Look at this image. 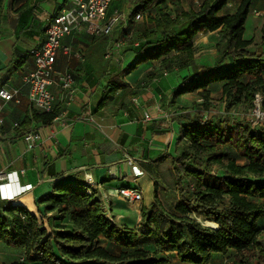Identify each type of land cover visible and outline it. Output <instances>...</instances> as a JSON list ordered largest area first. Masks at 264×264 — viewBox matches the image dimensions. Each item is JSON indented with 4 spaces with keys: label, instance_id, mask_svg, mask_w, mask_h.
Wrapping results in <instances>:
<instances>
[{
    "label": "crops",
    "instance_id": "obj_1",
    "mask_svg": "<svg viewBox=\"0 0 264 264\" xmlns=\"http://www.w3.org/2000/svg\"><path fill=\"white\" fill-rule=\"evenodd\" d=\"M203 1L167 0L137 20L129 19V0H113L108 19L123 15L125 20L114 26L107 42L104 35L94 37L84 30L74 31L62 40L55 67L57 73L73 75L74 100L67 103L55 76L56 84L50 91L56 97L59 117L50 125L32 122L24 130L22 123L36 110L24 81L35 67L33 52L44 43L50 20L72 9L73 4L71 0H0V89L14 93L1 113L0 174L5 179L0 180V215L10 205H17L39 216V198L49 194L56 184L86 185L88 175L94 182L89 188L97 191L106 217L138 230L143 207L155 201V184L160 185L161 172L170 163L173 166L181 152L179 133L184 116L194 110L195 102H202L201 91L174 98L194 74L192 67L167 71L159 61L139 63L154 40L149 38L154 30L150 18L157 17L159 9L171 15L181 10L196 11ZM242 1L231 0L224 14L235 13ZM263 23L264 0H252L245 38L254 40L258 54L264 53ZM219 40L218 31L197 36V66L214 67L219 58ZM217 95L221 99V93ZM30 133L40 136L31 148L25 141ZM172 170L174 173V167ZM27 186L32 189L27 190ZM121 188L138 189L142 201L123 200L116 194ZM160 197L158 186L157 199ZM105 243L101 239L100 246L110 249ZM154 243L153 238H141L144 249L153 250ZM236 255L234 251L213 254L209 264H228ZM24 256V250L0 242V264L21 262ZM158 258L160 264H192L182 262L176 252H159Z\"/></svg>",
    "mask_w": 264,
    "mask_h": 264
},
{
    "label": "trees",
    "instance_id": "obj_2",
    "mask_svg": "<svg viewBox=\"0 0 264 264\" xmlns=\"http://www.w3.org/2000/svg\"><path fill=\"white\" fill-rule=\"evenodd\" d=\"M129 1L132 19L150 14L167 0ZM230 1L204 0L196 11L174 15L159 9L158 16L150 18L154 30L149 38L154 40L139 63L159 61L167 71L190 66L194 74L174 98L201 91L202 102H195L194 110L184 116L179 133L183 149L173 160L179 195L174 214L158 207L157 183L155 201L143 207L138 230L107 218L97 191L87 185L56 184L37 200L39 216L17 205L0 215V242L25 251L23 261L11 264H160L159 252H176L186 263L209 264L213 254L230 251L237 254L231 264H255L245 253L252 248L263 252L258 223L264 217V128L246 121L233 126L203 120L202 114L211 110L215 93H221L226 112L255 109L257 97L264 111V53L258 54L254 40L245 38L252 0H243L235 13L224 14ZM217 31L216 64L197 66V36ZM261 36L264 43V23ZM102 37L107 42L111 34ZM58 117V110H32L23 129L32 122L50 125ZM142 237L155 240L153 250L142 248ZM101 239L120 251L100 246Z\"/></svg>",
    "mask_w": 264,
    "mask_h": 264
},
{
    "label": "built area",
    "instance_id": "obj_3",
    "mask_svg": "<svg viewBox=\"0 0 264 264\" xmlns=\"http://www.w3.org/2000/svg\"><path fill=\"white\" fill-rule=\"evenodd\" d=\"M71 2L73 4L72 9L64 10L50 20L46 28L44 43L38 50L33 52L35 67L24 79L26 86L29 88V100L34 109L40 112L49 113L55 110L56 97L50 91V87L56 84L55 76L58 79L60 88L66 94L68 104L74 100L76 95L73 75L68 72L57 73L55 67L63 38L79 30H84L90 36L110 35L114 26L120 20H125L123 15H116L108 19V11L113 0H71ZM136 19H141V15H138ZM117 47H119V44ZM65 51H68V49H65ZM13 98V92L5 88L0 89V125L3 123L1 113L4 106ZM256 101L259 102L258 99ZM258 111L255 112L257 122L263 117L260 110ZM149 118L150 116L146 115V119ZM39 140L40 136L36 133L25 136V141L30 148ZM4 179L3 174H0V180ZM86 185L88 187L94 185L92 178L88 175L86 176ZM26 189L31 190L32 186H27ZM116 194L129 203H140L143 199V194L138 189L121 188L116 191Z\"/></svg>",
    "mask_w": 264,
    "mask_h": 264
},
{
    "label": "rangeland",
    "instance_id": "obj_4",
    "mask_svg": "<svg viewBox=\"0 0 264 264\" xmlns=\"http://www.w3.org/2000/svg\"><path fill=\"white\" fill-rule=\"evenodd\" d=\"M213 98L214 100L211 110L202 113L204 115V116L202 115L203 120L212 118L216 121H226L227 124L233 126L238 121H246V122H250L253 125V127L259 126L258 127L259 129L264 128V111H262L261 109V102H262L261 97H257L259 102L256 101L255 105L257 106V108L255 109H249L246 106V107L234 108L230 112L225 111V106L220 102L219 95H217V93L213 95ZM258 110H260L263 116L262 119L259 120V122H257L258 120L256 118V113L259 112ZM182 149H183V143L180 150L181 152ZM239 163L242 164L243 162L240 161ZM169 166H170L169 168H165L164 171L161 172L160 185H157V187L159 186L161 189V197L160 200L158 201L159 202L158 207L161 210L165 211L166 213L174 214L175 206L179 202V195L177 193L178 190L176 189L175 186L176 177H174L175 175L172 170L173 168L172 163H170ZM218 172L221 174L223 173L221 170H218ZM134 187L135 184L133 185L132 188ZM261 203L264 205V201H261ZM193 217H195V215H193ZM46 218L49 217L47 216ZM198 220L202 221L201 219ZM202 222L204 224L208 222L207 225L209 226L210 223L209 221H202ZM258 226L261 228L260 244L263 252H261L260 249L252 248L247 253H245V256L250 257L253 263L255 264H264V217L259 221ZM105 245L110 247L111 251H113L114 253H118L120 251V249L112 248L111 246H109L110 245L109 243H105ZM228 264H231V262Z\"/></svg>",
    "mask_w": 264,
    "mask_h": 264
},
{
    "label": "bare ground",
    "instance_id": "obj_5",
    "mask_svg": "<svg viewBox=\"0 0 264 264\" xmlns=\"http://www.w3.org/2000/svg\"><path fill=\"white\" fill-rule=\"evenodd\" d=\"M209 226H212L213 228H217L218 227V225L216 223H213V222H210Z\"/></svg>",
    "mask_w": 264,
    "mask_h": 264
},
{
    "label": "water",
    "instance_id": "obj_6",
    "mask_svg": "<svg viewBox=\"0 0 264 264\" xmlns=\"http://www.w3.org/2000/svg\"><path fill=\"white\" fill-rule=\"evenodd\" d=\"M207 223H208V222H207ZM207 223L204 224V225L207 226V227L213 228L212 226H208ZM218 228H219V227H217V228H213V229H218Z\"/></svg>",
    "mask_w": 264,
    "mask_h": 264
}]
</instances>
